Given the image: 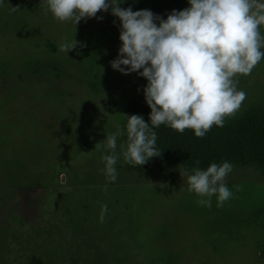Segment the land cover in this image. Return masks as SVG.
I'll return each mask as SVG.
<instances>
[{
    "label": "rangeland",
    "instance_id": "374dc122",
    "mask_svg": "<svg viewBox=\"0 0 264 264\" xmlns=\"http://www.w3.org/2000/svg\"><path fill=\"white\" fill-rule=\"evenodd\" d=\"M120 2L164 19L190 7ZM119 36L111 10L75 25L44 0L0 2V264H264V170L232 164V197L201 206L209 198L190 192L184 175L193 169H138L118 136L117 178L108 179L104 140L124 129L130 98L146 101L148 83L111 67ZM234 79L247 95L225 119L264 104V59Z\"/></svg>",
    "mask_w": 264,
    "mask_h": 264
},
{
    "label": "clouds",
    "instance_id": "9594fccd",
    "mask_svg": "<svg viewBox=\"0 0 264 264\" xmlns=\"http://www.w3.org/2000/svg\"><path fill=\"white\" fill-rule=\"evenodd\" d=\"M44 3L55 19L73 21L75 25L109 10L119 18L122 46L118 57L110 62L111 67L125 75L138 73L146 78L144 95L151 109L152 127L142 115H126L123 156L130 164L143 166L150 158L161 155L153 128L162 124L180 133L193 130L198 138L214 125L223 127L225 118L235 115L247 95L237 89L234 78L250 75L264 59V35L260 31L264 26V0H188L190 7L173 10L167 19L147 9L122 8L120 0ZM17 9L12 7L11 11ZM77 43H63L61 51L68 53ZM124 134L118 129L104 140L113 154L101 159L112 182L117 178V137ZM98 147L99 143L95 148ZM232 170L233 165L224 161L212 163L206 170L196 167L192 174L186 171L188 190L209 198L199 199V205L210 207V197L217 195V206L222 207L233 195L224 183Z\"/></svg>",
    "mask_w": 264,
    "mask_h": 264
},
{
    "label": "trees",
    "instance_id": "16d2710c",
    "mask_svg": "<svg viewBox=\"0 0 264 264\" xmlns=\"http://www.w3.org/2000/svg\"><path fill=\"white\" fill-rule=\"evenodd\" d=\"M168 8H176L170 5ZM127 115H142L150 124L151 109L146 101L130 98L126 103ZM127 117L122 142L126 146ZM157 134L156 148L160 156L150 158L146 164L135 165L138 169L163 171L172 164L185 169L199 167L206 170L210 164H250L264 170V104L249 105L241 114L224 120L223 127L213 126L203 138L186 129L177 132L167 125L153 128ZM199 162L198 164L196 162ZM264 255V250H261Z\"/></svg>",
    "mask_w": 264,
    "mask_h": 264
}]
</instances>
